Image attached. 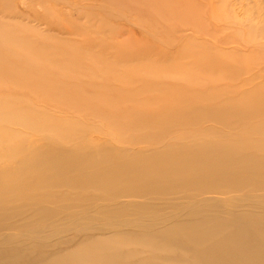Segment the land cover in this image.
Instances as JSON below:
<instances>
[{"label": "bare ground", "instance_id": "1", "mask_svg": "<svg viewBox=\"0 0 264 264\" xmlns=\"http://www.w3.org/2000/svg\"><path fill=\"white\" fill-rule=\"evenodd\" d=\"M124 1L143 18H169L173 32L220 37L241 22L221 13L213 0ZM3 27L0 22V32ZM243 86L236 97L222 98L234 102L211 107L217 96L206 87L186 90L176 104L166 103L175 96L172 87H165L164 98L163 89H146L145 96L161 98L132 101L128 108L149 112L140 120L158 133L144 147L97 146L94 153L93 147L75 146L60 151L68 153L64 158L51 159L64 164L50 168L55 172H41L40 160L32 166L41 168L27 177L23 165L17 172L0 171L9 182L23 181L15 191L0 181V264H264V143L239 134L238 125L235 135L213 129L221 123L235 130L229 122L235 118L211 119L212 126L192 133L181 130L202 127L205 117L172 123V113L206 106L226 118L251 115L243 122L255 123V107L245 106L253 92L240 94ZM130 90L105 95H113L108 108L124 105L131 93L136 97L137 90ZM157 208L155 219L145 216Z\"/></svg>", "mask_w": 264, "mask_h": 264}, {"label": "rangeland", "instance_id": "2", "mask_svg": "<svg viewBox=\"0 0 264 264\" xmlns=\"http://www.w3.org/2000/svg\"><path fill=\"white\" fill-rule=\"evenodd\" d=\"M211 4L221 13L235 15L240 26L220 37H202L189 30L173 32L176 25L169 18H143L139 11H129L124 0H0L4 24L0 32V171L17 172L23 165L26 169L21 172L27 177L32 169L41 168L32 166L40 160L41 172H55L50 168L64 164L51 159L67 155L60 151L75 146L93 147L89 152L94 153L97 146L144 147L143 141L152 142L158 135L140 120L149 112L141 106H134L131 113L128 110L132 101H149L151 95H144L149 88L163 89L164 98L165 87H172L175 96L166 103L176 104L186 92L206 87L217 96L211 107L234 102L222 98L236 97L244 85L239 93L253 92L245 106L255 107V123L243 122L250 121L251 115L241 120L236 115L226 118L207 106L191 114L172 113L177 114L172 123L179 126L178 121L205 117L202 127L181 130L192 133L212 126L211 119L235 118L229 121L235 130L219 122L213 129L235 135L238 125L242 127L239 134L264 143V114H257L264 106V0H213ZM181 67L187 71H179ZM130 89L137 90L136 97L131 93L124 105L108 108L113 95H105ZM10 111L17 113L2 115ZM0 181L8 180L0 176ZM18 183L8 181V188L15 191L21 187ZM159 210H148L145 216L155 219Z\"/></svg>", "mask_w": 264, "mask_h": 264}]
</instances>
